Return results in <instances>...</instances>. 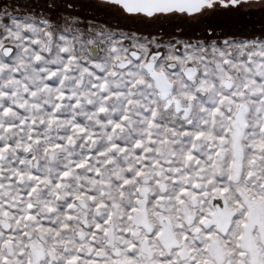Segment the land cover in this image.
<instances>
[{"label": "snow or ice", "instance_id": "obj_1", "mask_svg": "<svg viewBox=\"0 0 264 264\" xmlns=\"http://www.w3.org/2000/svg\"><path fill=\"white\" fill-rule=\"evenodd\" d=\"M0 264H264V0H0Z\"/></svg>", "mask_w": 264, "mask_h": 264}]
</instances>
